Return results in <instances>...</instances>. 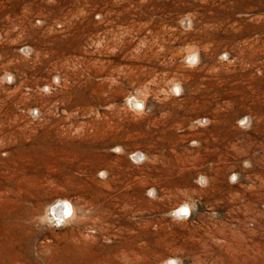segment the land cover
I'll return each instance as SVG.
<instances>
[{"label":"rangeland","instance_id":"1","mask_svg":"<svg viewBox=\"0 0 264 264\" xmlns=\"http://www.w3.org/2000/svg\"><path fill=\"white\" fill-rule=\"evenodd\" d=\"M170 261L264 264V0H0V264Z\"/></svg>","mask_w":264,"mask_h":264},{"label":"bare ground","instance_id":"2","mask_svg":"<svg viewBox=\"0 0 264 264\" xmlns=\"http://www.w3.org/2000/svg\"><path fill=\"white\" fill-rule=\"evenodd\" d=\"M67 21V20H66ZM63 23V22H62ZM262 46V45H261ZM59 59V58H58ZM61 61V60H60ZM59 68V67H58ZM64 70V69H63ZM59 71V70H58ZM78 75V74H77ZM68 76V75H67ZM66 77V76H65ZM71 77V76H70ZM69 77V78H70ZM76 81V80H75ZM77 82V81H76ZM70 84V83H69ZM66 87V86H65ZM83 87V86H82ZM63 89V88H62ZM73 89V88H72ZM78 90V89H77ZM68 91V90H67ZM61 93V92H60ZM62 95V94H61ZM75 96V95H74ZM66 97V96H65ZM77 97V96H76ZM71 99V98H70ZM59 104V103H58ZM78 105H79V103H78ZM77 106V105H76ZM88 110V109H87ZM72 113V112H71ZM70 113V114H71ZM75 113V112H74ZM74 116V115H73ZM75 119V118H74ZM87 127V126H86ZM89 127V126H88ZM62 137V136H61ZM47 150V149H46ZM63 150V149H62ZM58 152V151H57ZM54 153V152H53ZM73 153V152H72ZM63 154V153H62ZM66 154V153H65ZM74 156V155H73ZM138 156H139V154H138ZM137 156V157H138ZM62 157V156H61ZM52 166V165H51ZM61 166V165H60ZM51 170V169H50ZM99 196V195H98ZM97 196V197H98ZM98 200V199H97ZM91 206V205H90ZM185 207L183 208V209H181V211H185ZM70 206H69V204L67 205H62V204H60V205H57V206H55L54 208H53V211H54V214H56V216L58 217V218H63L64 216H63V213L64 214H66V213H69L70 212ZM72 210L74 211V207L72 206ZM98 210V209H97ZM75 212V211H74ZM108 213V212H107ZM73 214V213H72ZM102 215V214H101ZM108 215H110V214H108ZM107 216V215H106ZM52 217H54V216H52ZM100 217V216H99ZM65 218V217H64ZM66 218H68V217H66ZM78 218V217H77ZM57 219V218H56ZM98 220V219H97ZM103 222V221H102ZM106 223V222H105ZM110 234V233H109ZM96 240V239H95Z\"/></svg>","mask_w":264,"mask_h":264},{"label":"clouds","instance_id":"3","mask_svg":"<svg viewBox=\"0 0 264 264\" xmlns=\"http://www.w3.org/2000/svg\"><path fill=\"white\" fill-rule=\"evenodd\" d=\"M185 211H186V209H185ZM168 264H177V262L176 261H170V262H168Z\"/></svg>","mask_w":264,"mask_h":264}]
</instances>
